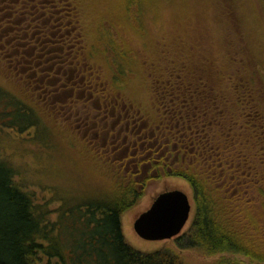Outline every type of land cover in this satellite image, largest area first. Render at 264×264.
<instances>
[{
	"label": "trees",
	"instance_id": "1",
	"mask_svg": "<svg viewBox=\"0 0 264 264\" xmlns=\"http://www.w3.org/2000/svg\"><path fill=\"white\" fill-rule=\"evenodd\" d=\"M79 2L0 0L4 56L11 57L21 75L25 73V81L40 92L51 90L50 83L59 80L65 64L80 66L81 76H95L92 69L78 64L88 57L84 43L67 35V31H78ZM24 37L32 40L25 42ZM115 42L109 38L110 48H119ZM163 51L171 50L165 47L155 53L162 64L159 74L153 76L151 70L157 88L155 105L171 112L176 139L184 136L183 128L194 132L197 150L191 153L190 168L175 170V175L190 181L194 196L191 223L176 237V246L222 254L216 264H264V86L257 87L247 70L231 69L234 61L229 52H223L222 58L232 72L221 73L215 54L209 63L198 52L185 51L183 45L172 51L171 58L164 57ZM25 52L35 53L32 64L31 59L21 61ZM119 53L124 64L130 55ZM211 64L215 68L208 78ZM53 72L55 77L50 76ZM49 94L56 98H48L50 103L59 105L57 93ZM4 95L0 87V131L27 128L13 117L27 105ZM18 174V168L2 157L0 145V264H185L170 246L143 251L126 240L121 216L142 191L121 170H111L102 193L75 205L61 202L56 208L23 186Z\"/></svg>",
	"mask_w": 264,
	"mask_h": 264
},
{
	"label": "rangeland",
	"instance_id": "2",
	"mask_svg": "<svg viewBox=\"0 0 264 264\" xmlns=\"http://www.w3.org/2000/svg\"><path fill=\"white\" fill-rule=\"evenodd\" d=\"M78 7L82 27L79 28L89 57L78 64L92 69L93 79L99 80L93 89L95 97L101 90L109 94L110 85V90L121 94L122 100L138 104L145 117L158 113L153 76L159 74L162 64L155 53L167 47L171 51L162 53L171 58L172 51L180 50L182 45L185 51L194 50L209 63L213 54L219 56L216 68L221 73L225 69L232 72L222 58L223 52H229L234 61L231 69L236 71L237 66L247 70L257 87L264 86V0H80ZM109 38L120 44L118 49L110 48ZM2 40L0 37V87L4 96L28 107L13 113L16 123L27 128L19 131L5 127L0 131L2 157L18 168L21 184L35 192L39 200H49L51 208L61 202H65L64 206L83 203L102 193L116 166L109 159V107L108 116L95 112L86 118L83 110L81 114L74 113L76 105L67 103V96L85 99L91 89L76 86L83 79L82 68L71 64H65L63 68L67 69L59 73V80L50 83L59 105L50 103L51 90L40 92L31 81H25V73L21 75L11 57L4 56L7 49ZM123 51L131 56H125L124 64L119 53ZM25 54L21 61L31 59L32 64L35 53ZM214 68L209 66L206 77L210 78ZM151 70L155 71L153 76ZM53 74L50 76L55 77ZM98 105L93 103V108ZM19 118L25 121L18 122ZM167 189H181L188 194L193 205L184 230L188 228L194 214L192 189L183 179L162 177L151 180L140 198L121 216L126 240L143 251L170 246L185 264H216L222 254L207 255L193 247L180 249L176 237L147 240L136 233V218Z\"/></svg>",
	"mask_w": 264,
	"mask_h": 264
},
{
	"label": "flooded vegetation",
	"instance_id": "3",
	"mask_svg": "<svg viewBox=\"0 0 264 264\" xmlns=\"http://www.w3.org/2000/svg\"><path fill=\"white\" fill-rule=\"evenodd\" d=\"M79 27H81L80 22L76 26L78 31L75 29L74 34L67 31V35H74L73 37L77 38V41L82 44L84 39L82 35L84 34ZM59 35H64V32H59ZM81 62L79 60L78 63ZM82 78L79 80L81 84L77 83V87L81 90L83 87H87L91 89V94L86 95L85 99H82L83 96H79L80 100L69 99L67 103L74 102L76 105L74 113L81 114L83 110L87 114L86 118L95 112L99 115L108 116L107 110L109 107V159L114 166L116 165L115 168L121 170L125 178L134 179L138 184V189L142 192L151 180L162 177L183 179L189 184L193 192L190 181L183 176L175 175V170L181 166L190 168V163H192L191 153L197 151L192 141L194 132L183 128L185 129L184 136L181 139H176L173 130L175 125H173L171 112L167 108L164 110L160 108L161 110L158 109V111H161L159 114L156 112L151 115L150 113L145 117L141 113L138 104L125 101V99L122 100L121 94H116L110 90V85L109 94L101 90L102 93L95 97L93 89L96 88L94 85L97 86L99 80L87 78L84 74ZM97 102L100 105L95 109L93 103ZM188 121L190 122V120ZM87 129H89L88 126ZM184 138L188 140V143ZM170 190L173 189L162 192ZM190 204L193 209L191 201Z\"/></svg>",
	"mask_w": 264,
	"mask_h": 264
},
{
	"label": "water",
	"instance_id": "4",
	"mask_svg": "<svg viewBox=\"0 0 264 264\" xmlns=\"http://www.w3.org/2000/svg\"><path fill=\"white\" fill-rule=\"evenodd\" d=\"M188 195L173 189L160 193L149 209L134 222L136 233L147 240H168L179 236L191 218Z\"/></svg>",
	"mask_w": 264,
	"mask_h": 264
}]
</instances>
